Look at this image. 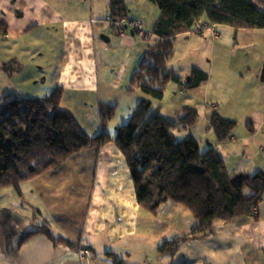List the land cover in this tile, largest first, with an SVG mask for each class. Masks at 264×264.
<instances>
[{
	"label": "crops",
	"instance_id": "1",
	"mask_svg": "<svg viewBox=\"0 0 264 264\" xmlns=\"http://www.w3.org/2000/svg\"><path fill=\"white\" fill-rule=\"evenodd\" d=\"M109 1L0 0V95L39 97L61 87V108L71 111L89 135L102 131L101 103L115 105L118 113L120 101L129 97L127 114L131 115L142 98H132L139 88L129 90L130 80L146 48L158 39L152 31L160 9L155 16L147 18V11L142 10L130 18L143 24L147 18L149 29L144 24L143 31L113 30L107 21ZM141 1L145 6L157 5ZM202 21L210 22L206 17ZM215 29L219 34L215 38L203 30L173 39L174 49L179 38L185 37L184 49L199 55L183 71L172 64L174 56L169 59V67L181 80L189 78L193 67L208 73V79L193 90L174 82L173 89L189 93L176 112L182 114L185 106L199 111L202 106L208 119L216 110L237 121L231 138L223 143L215 140L214 145L229 172L253 174L264 170V83L260 81L264 29L225 24H216ZM197 43L198 48L190 45ZM202 43L209 53L208 65L201 63ZM107 131L113 137L117 129L110 124ZM3 189L1 193L20 204L17 210L10 203L13 212L5 226L25 216L32 229L47 225L54 236H63L74 246L55 244L47 235L38 234L9 257L6 236L0 235V264H264V200L257 217L243 215L231 222L216 219L209 231L188 237L174 253L161 252L164 241L190 235L196 220L181 205L166 201L156 214L164 212L168 226L154 234L151 217L155 213L140 207L125 156L113 141L80 150L58 168L23 182L18 196ZM180 216L181 221L169 226V221ZM81 247L90 251L89 262L81 258Z\"/></svg>",
	"mask_w": 264,
	"mask_h": 264
},
{
	"label": "trees",
	"instance_id": "2",
	"mask_svg": "<svg viewBox=\"0 0 264 264\" xmlns=\"http://www.w3.org/2000/svg\"><path fill=\"white\" fill-rule=\"evenodd\" d=\"M151 1L160 9L152 31L158 39L144 51L129 87L140 88L145 97L113 137L107 128L116 115L115 105H99L102 131L89 135L71 111L61 108V87L39 97L0 95V188L12 186L19 193L23 182L58 168L74 153L113 141L125 156L141 208L156 213L164 202L173 201L195 218L190 235L159 246L161 252L172 254L188 237L209 231L216 219L231 222L243 215L257 217L264 200V170L231 173L216 147L201 151L194 135L179 137L178 132L196 123L198 109L185 106L174 120L154 105V101L163 99L170 82L193 90L208 79L207 72L193 67L183 81L169 67L173 39L182 33L202 32L193 30V26L204 17L236 29H264V0ZM109 8L114 20L128 18L126 0H110ZM142 37L148 38V34ZM236 126L237 121L213 110L207 128L223 143L231 138ZM238 174L243 177L236 179ZM38 234L47 235L55 244L74 246L69 239L54 236L47 225H40L24 232L15 246L13 236L7 235L6 254L15 256L21 244Z\"/></svg>",
	"mask_w": 264,
	"mask_h": 264
},
{
	"label": "rangeland",
	"instance_id": "3",
	"mask_svg": "<svg viewBox=\"0 0 264 264\" xmlns=\"http://www.w3.org/2000/svg\"><path fill=\"white\" fill-rule=\"evenodd\" d=\"M129 8H130V17H138L137 14L142 11V10H146L147 11V18L149 16H155L158 8L156 7L157 5H151L150 3H147V6H145L144 1L141 0H126ZM147 18H145V28L149 29V22L147 20ZM140 21V20H139ZM143 24V23H142ZM143 24V26H144ZM102 38V37H101ZM185 37H180L179 40L177 42V48L174 49L175 50V54H173V58H172V64L175 65L176 67H178L179 69L181 68L180 71H183V69H186L188 67V65L195 59L199 58V55L195 54V52H189V50L187 51L186 48L184 49V45L187 46V44H185V42L183 41ZM147 42V40H145ZM204 42V41H203ZM191 47H195L198 48L199 46H201L199 43L197 44H190ZM205 50V44L202 43V49L199 51L202 56H201V63L203 65H206L209 59V57L207 56V54H209L206 50V54L204 53ZM122 52V51H120ZM120 55L118 54V56L116 57L117 60H120ZM188 64V65H187ZM208 65V64H207ZM3 74L0 72V87H1V80H2ZM174 82H170L168 84V89L165 91L164 94V98L161 100H156L154 101V105L160 106V112L164 115H166L169 118H172L174 120H177L181 114H177V109L183 105L184 103V98L187 96L184 95L183 93H181L180 91H178L177 89H173V85ZM177 91V92H176ZM135 95L132 98H137V99H141L143 97H145L143 91L139 88L135 90ZM132 99L129 97H124L121 101H120V105H119V109H118V113L116 110V114L114 117V119L112 121H110L109 125L111 124L113 127H116V129L126 123L130 117L129 113V105L131 104L130 101ZM200 113H199V117L196 121V123L187 128V129H183L182 131L178 132L179 137H182L184 135L187 134H192L194 135L198 141L201 143V151H206L207 149H209V147H215L214 144H216V137L215 134L212 130L207 129V125L209 122V119L206 117V115H204V112H202V106L201 108H199ZM238 124V123H237ZM241 126H243V123H240V128H242ZM247 159V158H245ZM241 163L244 162V160H237ZM4 188L3 190H9L12 192V194L14 196H18V192L16 191V189L12 186H8V187H1ZM8 188V189H5ZM3 191H0V235L3 236H7L9 234H11L13 236V245H17V240L20 238V236L32 229L31 225L29 224V218L22 216V220L18 221L17 224H8V225H4L5 221L8 219V216L10 215L9 213L13 212V210L10 209V203L14 204L15 209H20L19 206V200L15 199L12 200L11 196H9V194L5 193H1ZM179 206V205H178ZM179 208H181L182 210H185L184 212H186L188 214V217L191 216L190 215V211L187 209H184V207L179 206ZM166 214L164 215V212L159 213V214H153L152 215V219H151V225H152V230L154 232V234H156L157 232H162L161 229L165 228L168 226V221L166 219ZM182 216V215H181ZM177 217L176 221H169V226H171L172 224H176L178 219L180 218V221L182 219V217ZM11 218V216H9ZM185 217V216H184ZM9 221H12V219H10ZM179 223V222H178ZM188 223V221H187ZM186 223V225H187ZM168 229V228H167ZM190 228H186V230L189 231ZM2 253L1 247H0V254Z\"/></svg>",
	"mask_w": 264,
	"mask_h": 264
},
{
	"label": "built area",
	"instance_id": "4",
	"mask_svg": "<svg viewBox=\"0 0 264 264\" xmlns=\"http://www.w3.org/2000/svg\"><path fill=\"white\" fill-rule=\"evenodd\" d=\"M107 21L110 23L111 28H113V30H121L122 28L131 27L133 29L143 31V24L139 20L130 19V18H122L116 21L111 16H109L107 18ZM215 27H216L215 23L204 22L202 20H199L195 22L193 26V30H198V29L208 30L211 32L212 38H215L219 35ZM79 254L81 258L84 259L86 262L90 261L91 253L88 249L83 248V247L79 248Z\"/></svg>",
	"mask_w": 264,
	"mask_h": 264
},
{
	"label": "water",
	"instance_id": "5",
	"mask_svg": "<svg viewBox=\"0 0 264 264\" xmlns=\"http://www.w3.org/2000/svg\"><path fill=\"white\" fill-rule=\"evenodd\" d=\"M101 37L104 38L105 36L102 35ZM106 40H109V38L106 37ZM260 81L264 83V63H263L262 70H261ZM242 177L243 175L241 174H238L235 176L236 179H240Z\"/></svg>",
	"mask_w": 264,
	"mask_h": 264
}]
</instances>
